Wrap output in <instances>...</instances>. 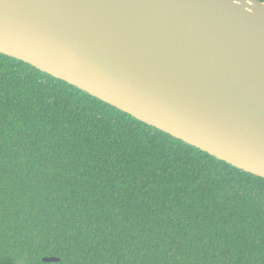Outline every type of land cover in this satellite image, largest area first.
Listing matches in <instances>:
<instances>
[{
    "label": "trees",
    "instance_id": "16d2710c",
    "mask_svg": "<svg viewBox=\"0 0 264 264\" xmlns=\"http://www.w3.org/2000/svg\"><path fill=\"white\" fill-rule=\"evenodd\" d=\"M0 264H264V179L0 54Z\"/></svg>",
    "mask_w": 264,
    "mask_h": 264
},
{
    "label": "water",
    "instance_id": "95a60500",
    "mask_svg": "<svg viewBox=\"0 0 264 264\" xmlns=\"http://www.w3.org/2000/svg\"><path fill=\"white\" fill-rule=\"evenodd\" d=\"M0 54L264 179L260 0H0Z\"/></svg>",
    "mask_w": 264,
    "mask_h": 264
}]
</instances>
